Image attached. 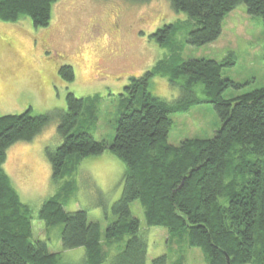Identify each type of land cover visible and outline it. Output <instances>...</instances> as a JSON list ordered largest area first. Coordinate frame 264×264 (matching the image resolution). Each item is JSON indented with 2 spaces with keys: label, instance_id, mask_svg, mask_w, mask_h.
Instances as JSON below:
<instances>
[{
  "label": "trees",
  "instance_id": "16d2710c",
  "mask_svg": "<svg viewBox=\"0 0 264 264\" xmlns=\"http://www.w3.org/2000/svg\"><path fill=\"white\" fill-rule=\"evenodd\" d=\"M58 2L0 0V21L18 23L28 17L35 28H44ZM169 2L173 11L188 18L164 25L151 36L160 47L170 50L169 57L144 75L132 77L123 91L86 98L68 93L67 110L58 113L57 130L63 142L54 150L47 148L53 180H66L62 188L66 195L76 191L72 177L85 158L109 151L124 162L123 192L113 205L116 219L107 226L105 241L102 224L90 222L86 210L66 211L60 195L45 201L37 218L48 228L62 225L63 250L84 248L86 264L108 260L106 243L121 244L112 264H146L151 228L165 229L168 242L200 249L208 264H264V88L225 99L228 89L242 86L223 76L224 69L236 65L235 54L222 62L184 60L178 38L185 34V43L193 47L215 42L223 33L227 16L242 4L264 23V0ZM59 75L65 83L76 79L69 65L61 66ZM157 78L158 95L171 86L179 89L177 98L154 95L150 86ZM112 97H120L123 113L115 139L108 144L96 140L90 130L101 112L98 107ZM203 104H211L220 119L215 136L187 139L180 146L170 144L171 116ZM32 110L0 114V264H62V255L50 252L48 241L34 238V210L22 202L4 169L11 146L33 141L58 116L33 115ZM135 202L143 209L145 231L132 215ZM167 261V256H161L154 264Z\"/></svg>",
  "mask_w": 264,
  "mask_h": 264
},
{
  "label": "rangeland",
  "instance_id": "374dc122",
  "mask_svg": "<svg viewBox=\"0 0 264 264\" xmlns=\"http://www.w3.org/2000/svg\"><path fill=\"white\" fill-rule=\"evenodd\" d=\"M187 19L186 14L172 10L169 0H59L47 27L35 28L28 17L18 23L0 21V114L20 113L32 107L33 115H58L33 141L11 146L4 169L22 202L34 210V238L48 241L50 252L62 255V264H86V251L63 250V226L48 228L37 218L44 202L60 195L66 211L86 210L90 222L102 224L105 241L107 226L116 219L112 208L122 196L126 170L122 160L106 151L83 160L72 177L77 188L73 194L62 192L66 180L54 182L47 148L54 150L63 142L57 130L58 113L67 110V94L86 98L123 91L132 77L144 75L171 54L151 38L152 34L164 25ZM178 38L182 40L184 60L205 58L222 62L230 53L235 54L236 65L224 69L223 76L242 86L228 89L225 99L264 88V23L261 17L250 15L245 4L227 16L223 33L215 42L193 47L185 43V34ZM63 65L74 68V82H63L59 75ZM159 80H153L150 91L168 100L177 98L180 91L171 86L158 95ZM163 81L170 85L168 80ZM119 99L109 98L98 107L101 112L90 130L96 140L113 143L123 113ZM171 118L169 142L175 146L187 139H212L221 127L211 104L195 106L190 112ZM131 211L145 231L140 203L132 204ZM147 234L146 264H154L161 256H167V264H208L200 249L168 242L165 229L151 228ZM103 247L108 258L104 264H112L121 244L106 243Z\"/></svg>",
  "mask_w": 264,
  "mask_h": 264
},
{
  "label": "bare ground",
  "instance_id": "6f19581e",
  "mask_svg": "<svg viewBox=\"0 0 264 264\" xmlns=\"http://www.w3.org/2000/svg\"><path fill=\"white\" fill-rule=\"evenodd\" d=\"M59 239V238H58Z\"/></svg>",
  "mask_w": 264,
  "mask_h": 264
}]
</instances>
